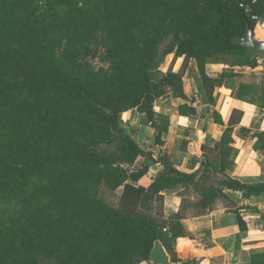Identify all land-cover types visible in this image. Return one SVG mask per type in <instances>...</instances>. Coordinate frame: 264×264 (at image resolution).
<instances>
[{
	"label": "trees",
	"instance_id": "trees-1",
	"mask_svg": "<svg viewBox=\"0 0 264 264\" xmlns=\"http://www.w3.org/2000/svg\"><path fill=\"white\" fill-rule=\"evenodd\" d=\"M101 8L113 43L107 72L80 60L104 22ZM263 14L264 0H0V264H46L37 252L54 264H146L155 240L174 256L183 218L231 202L224 189L259 200L264 182L206 183L230 165V133L242 111L232 110L212 149L219 168L204 152L193 172L141 149L118 114H145L161 143L168 120L155 118V102L168 86L188 98L182 77L191 59L210 103L224 86L264 108L257 74L237 71L257 67L260 57L235 41L254 28L252 15ZM56 33L64 37L60 56ZM169 35L176 38L161 51ZM169 54L171 63L181 58L179 69L153 80L149 72ZM210 63L224 65L218 77L207 74ZM185 111L195 108L180 105ZM251 137L264 149V133ZM155 162L164 173L145 182ZM178 186V210L166 216L163 191Z\"/></svg>",
	"mask_w": 264,
	"mask_h": 264
},
{
	"label": "crops",
	"instance_id": "crops-1",
	"mask_svg": "<svg viewBox=\"0 0 264 264\" xmlns=\"http://www.w3.org/2000/svg\"><path fill=\"white\" fill-rule=\"evenodd\" d=\"M252 32L256 40L264 41V14L257 16ZM171 61L172 54H169L156 70L149 72L150 77L158 81L168 69L177 71L181 58ZM259 62L255 68L237 71L255 73L256 83H263L262 57ZM223 66L207 64L206 72L210 77H218ZM182 89L187 99L175 95L168 86L164 96L155 102V118L168 120L161 143H154L155 128L149 124L146 115L136 109L120 112L119 122L141 149L152 151L155 158L167 157L169 163L180 171L193 172L201 167L204 152H207L208 161L214 160V167L219 168V159H214V154L232 110L238 109L242 116L230 133V165L223 172L216 170L210 174L211 177L212 174L217 176L212 184L217 186L215 183L225 176L246 184L263 183L264 149H255L256 139L251 136L264 133V108L232 97L231 89L224 86L214 89V101L210 103L193 59L188 62L182 77ZM180 105L194 106V115L186 111L180 113ZM162 173V165L155 162L150 165L144 181ZM182 189L178 186L163 191L166 216L178 210L181 199L178 192ZM223 192L231 202L219 201L212 210L181 220L184 232L175 240L173 257L161 240H155L146 264H264V195L251 201L245 199L240 191L224 189Z\"/></svg>",
	"mask_w": 264,
	"mask_h": 264
},
{
	"label": "rangeland",
	"instance_id": "rangeland-1",
	"mask_svg": "<svg viewBox=\"0 0 264 264\" xmlns=\"http://www.w3.org/2000/svg\"><path fill=\"white\" fill-rule=\"evenodd\" d=\"M94 8L99 11L100 6H94ZM101 17L104 22L101 23L100 27L95 32L94 36L91 38L88 49H86V51L83 53L80 60L82 63H85V67L91 68L94 71L107 72L110 69L109 50L112 48L113 43H111L110 41V34L105 25L106 18L105 15H103L102 8H101ZM63 38L64 37L61 33H56L51 39V41L53 39L55 40L56 53L58 56H60L63 51V44H64ZM175 38L176 37L173 35H169L166 38H164V40L160 43V50L164 51L168 47V45L175 40ZM178 38L180 40H183L185 36H179ZM229 60H232V57H230ZM116 146H117L116 141H112L109 144H107V147L110 150H113L114 148H116ZM102 147L106 149V146H102ZM216 180H217V176L212 174V177L206 183L212 184V181H216ZM35 253L36 252H34V254ZM37 255L40 256V259L43 263L46 264L55 263V259L51 256L42 258V253L40 252H37Z\"/></svg>",
	"mask_w": 264,
	"mask_h": 264
},
{
	"label": "water",
	"instance_id": "water-1",
	"mask_svg": "<svg viewBox=\"0 0 264 264\" xmlns=\"http://www.w3.org/2000/svg\"><path fill=\"white\" fill-rule=\"evenodd\" d=\"M235 41L246 47L252 56H259L263 58V86H264V41L256 40L253 36L252 29L247 26L245 33Z\"/></svg>",
	"mask_w": 264,
	"mask_h": 264
},
{
	"label": "built area",
	"instance_id": "built-area-1",
	"mask_svg": "<svg viewBox=\"0 0 264 264\" xmlns=\"http://www.w3.org/2000/svg\"><path fill=\"white\" fill-rule=\"evenodd\" d=\"M252 18L256 20L257 19V16L256 15H252Z\"/></svg>",
	"mask_w": 264,
	"mask_h": 264
}]
</instances>
